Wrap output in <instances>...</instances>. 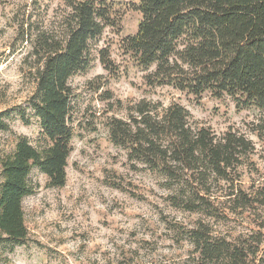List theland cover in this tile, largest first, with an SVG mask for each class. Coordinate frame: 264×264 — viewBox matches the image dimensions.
Instances as JSON below:
<instances>
[{
    "label": "trees",
    "instance_id": "obj_1",
    "mask_svg": "<svg viewBox=\"0 0 264 264\" xmlns=\"http://www.w3.org/2000/svg\"><path fill=\"white\" fill-rule=\"evenodd\" d=\"M8 1L0 0L3 12ZM22 1L24 13L6 23L16 26L19 47L12 52L28 48L23 61L30 63L27 70L35 85L28 107L41 133L37 145L18 138L14 152L2 159L0 247L13 248L28 238L23 202L35 193L32 171L46 175L52 188L67 182L75 137L76 95L70 80L86 74L97 60L111 75L119 74L108 49L96 47L106 30L120 29L122 17L108 0H61L66 14L56 30L46 29L27 12L40 8V0ZM132 7L141 14L140 24L135 34L122 39L121 49L147 72L146 85L197 98L228 96L238 109L261 113L263 125L256 132L262 138L264 0H138ZM127 112L128 119H110L109 139L126 151L133 169L143 167L162 177L175 208L201 215L196 228L187 232L199 264H256L264 245L261 232L251 239L221 238L204 221L221 213L223 203L212 192L220 182L230 184L225 203L233 213H264V180L249 190L237 183L239 167L255 152L254 142L239 132L218 137L211 128L192 124L190 112L178 103L162 108L142 100ZM20 116L28 125L27 115ZM11 117L0 112V130L9 131Z\"/></svg>",
    "mask_w": 264,
    "mask_h": 264
},
{
    "label": "rangeland",
    "instance_id": "obj_2",
    "mask_svg": "<svg viewBox=\"0 0 264 264\" xmlns=\"http://www.w3.org/2000/svg\"><path fill=\"white\" fill-rule=\"evenodd\" d=\"M108 1L122 16L120 29L106 30L96 48L108 49L119 74L111 75L97 60L86 74L70 80L76 95L75 137L67 182L52 188L46 175L32 171L35 193L23 202L28 238L14 248L2 245L0 264H199L187 232L196 228L201 215L175 208L162 177L143 167L133 169L126 151L109 139L110 119H128L127 108L142 100L162 108L178 103L190 112L192 124L211 128L218 137L229 130L244 134L254 142L255 152L239 167L237 183L249 190L264 180V134L261 138L256 132L263 125L261 113L238 109L228 96L219 100L207 93L197 98L170 87L150 88L144 82L147 72L121 49L122 39L138 30L141 14L132 7L138 0ZM24 5L22 0H9L6 12L0 8V112L12 115L9 131L0 130V182L2 159L14 152L17 139L37 145L41 133L28 107L35 90L27 70L30 63L23 61L28 48L12 52L19 47L16 26L6 23L15 14L21 16ZM40 5L27 12L46 29L56 30L67 12L65 4L40 0ZM20 112L29 118L28 125ZM229 186L220 182L212 187L223 203L221 213L204 221L221 238L251 239L259 232L264 238L259 228L263 211L233 213L225 203ZM258 259H264V245Z\"/></svg>",
    "mask_w": 264,
    "mask_h": 264
}]
</instances>
